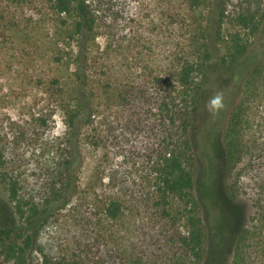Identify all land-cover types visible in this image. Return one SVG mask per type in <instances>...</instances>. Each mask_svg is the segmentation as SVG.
I'll return each instance as SVG.
<instances>
[{"label": "trees", "instance_id": "obj_1", "mask_svg": "<svg viewBox=\"0 0 264 264\" xmlns=\"http://www.w3.org/2000/svg\"><path fill=\"white\" fill-rule=\"evenodd\" d=\"M151 1L149 7H161L164 17L167 71L144 78L130 73L132 81L120 70L118 74L95 70L98 55L104 64L109 59L103 55L111 52L123 55L136 50V55L153 47L152 43L145 47V33L140 30L134 37L131 31L122 33L118 0H49L56 44L62 47L54 62L57 71L62 65L70 67L65 80L58 73L53 78L66 125L70 159L63 168L68 177L60 195L57 191L39 205L20 198L19 185L0 172V183L7 186L23 222L0 228V253L7 260L26 264L36 223L53 205L61 209L71 202L76 189L71 168L79 157L82 130L96 118L103 91L125 104L153 103L151 110L158 112L163 137L152 160L144 208L165 233L162 256L144 252L143 242L142 250L130 244L112 246L113 233L103 227L98 237L91 231L82 245L75 246L77 255L58 262L43 256L39 264H202L208 252L203 208L226 226L223 235L232 264L246 263L256 238L255 251L264 255V0ZM139 17L135 13L122 20L139 21ZM98 38H105L102 50ZM216 91L223 92L226 107L213 117L205 103ZM3 162L0 149V166ZM248 181L253 186L250 193L243 188ZM81 206L74 208L77 216ZM101 206L107 224H123L129 214L115 197ZM92 216L75 220L88 230Z\"/></svg>", "mask_w": 264, "mask_h": 264}, {"label": "rangeland", "instance_id": "obj_2", "mask_svg": "<svg viewBox=\"0 0 264 264\" xmlns=\"http://www.w3.org/2000/svg\"><path fill=\"white\" fill-rule=\"evenodd\" d=\"M151 2L118 0L121 9L118 27L122 33L131 31L133 37L137 30L145 33V47L152 43L151 51L144 49L136 55V50L123 55L111 52L103 55L109 59L104 64L102 55H98L95 70L111 69L116 74L121 71L120 75L131 73L143 78L167 71V55L163 54L162 45L164 17L161 7H149ZM49 4V0H0V149L4 161L0 172L7 175L8 181L19 185L20 198L39 205L55 192L58 191L57 196L61 194L68 177L63 167L70 159L64 116L53 85L56 73L65 80L70 67L62 65L57 71L54 59L62 47L56 44L55 16ZM135 13L140 16L139 21L137 18L122 20L125 15L130 17ZM97 42L100 50L105 48V38H98ZM59 53L63 54V50ZM131 74L129 80L133 81ZM98 103L96 118L82 130L79 157L71 168V177L76 183L72 200L61 209L53 205L36 223L26 264H39L43 256L53 262L68 260L79 253L75 246L82 245L91 231L98 237L103 227L113 233L112 246L130 244L142 250L140 243L143 242L144 252L148 249L156 258L162 256L159 249L165 233L156 227L152 212L144 208L152 160L160 150L163 137L158 112L151 110L153 103L141 100L125 104L108 91H103ZM243 188L250 193L253 186L248 181ZM110 197L125 203L129 214L123 224H107L102 220L101 204ZM93 199L97 205L92 204ZM245 200L250 207L251 203ZM76 206H81L79 216L74 210ZM89 214L93 215V226L88 230L84 226L83 230L75 219ZM201 215L208 242L202 264H232V251L229 249L226 254L223 235L226 226L218 224L216 214H210L205 208ZM22 224L15 204L9 199L7 186L0 183V228ZM227 227L234 229L230 224ZM257 244L258 238L251 241L254 251L248 252L245 264H264V255L255 251ZM0 264L17 263L0 253Z\"/></svg>", "mask_w": 264, "mask_h": 264}, {"label": "clouds", "instance_id": "obj_3", "mask_svg": "<svg viewBox=\"0 0 264 264\" xmlns=\"http://www.w3.org/2000/svg\"><path fill=\"white\" fill-rule=\"evenodd\" d=\"M225 107L224 95L221 91H216L205 103V109L213 117L219 115Z\"/></svg>", "mask_w": 264, "mask_h": 264}]
</instances>
